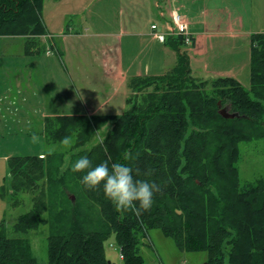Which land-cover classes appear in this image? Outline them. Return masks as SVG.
I'll use <instances>...</instances> for the list:
<instances>
[{
  "label": "trees",
  "instance_id": "16d2710c",
  "mask_svg": "<svg viewBox=\"0 0 264 264\" xmlns=\"http://www.w3.org/2000/svg\"><path fill=\"white\" fill-rule=\"evenodd\" d=\"M41 4L0 0V36L44 35ZM250 41L247 90L233 78L192 77L182 51L187 46L184 38L171 34L164 43L176 53L174 66L163 75L131 80L121 114L46 119L45 132L52 142L75 136L73 149L83 147L107 124L110 128L102 142L73 153L63 173L62 156L8 159L12 191L30 193L33 206L12 226L16 237L0 228V264H37L28 236L45 222L41 217L49 204L54 208L57 201L63 208L53 221L61 229L47 238L46 264H114L104 250L111 236L119 264H144L140 244L151 228H159L179 249L207 252L206 264H264V178L241 186L236 166L240 143L264 140V33L251 35ZM218 103L238 117H221ZM82 154L94 164L131 163L137 178L158 186L151 209L136 217L118 210L102 187L85 189L82 173L71 171ZM69 191H77L80 201L97 209L96 230L87 229L88 218L66 217Z\"/></svg>",
  "mask_w": 264,
  "mask_h": 264
},
{
  "label": "crops",
  "instance_id": "0c3cea01",
  "mask_svg": "<svg viewBox=\"0 0 264 264\" xmlns=\"http://www.w3.org/2000/svg\"><path fill=\"white\" fill-rule=\"evenodd\" d=\"M254 2L259 4L260 1ZM246 3L250 4L248 0H146L145 30L137 29L139 25H136L133 17H129V21L120 20L126 15L120 9L117 14L119 21L113 30L93 34L101 40L100 58L94 61L100 71L96 80H100L106 88L96 87L86 93L87 97L79 95V99L73 97L69 88L68 68H61L60 59H42L39 54L42 38L45 45L50 42L54 46L59 57L61 55L54 36L64 40L74 33L75 38L83 40L86 36L77 33V23L68 27V31L62 35L50 33L43 24L44 35L0 36V140L4 136L14 137L24 132V129L9 131L10 123L15 128L22 123V127L27 129L26 136L38 139L41 134L44 135L46 119L121 114L126 109L131 80L165 73L169 68L166 66L169 57L173 64L176 62L175 51L164 43L165 38L175 34L176 27L172 22L175 14H179L188 25L192 37V43L182 49L188 56L192 77L201 80L228 77L242 84L243 80L250 78L251 35L264 33L263 18V24L244 25V19L236 8L240 6L244 9ZM152 25H156V28L152 29ZM133 38H144L149 46H155L151 48L153 54L150 58L148 54L151 50L144 57L146 65L142 61L139 68L135 60L127 61L124 58L123 47L127 56L134 48L131 46ZM105 42L114 43L104 46ZM110 48H114V53H110ZM49 51H46L48 55ZM148 59H152L151 63ZM43 74L45 77H42ZM101 110L104 112L98 113ZM18 111L22 113L20 119ZM44 154L41 152L37 156Z\"/></svg>",
  "mask_w": 264,
  "mask_h": 264
},
{
  "label": "rangeland",
  "instance_id": "374dc122",
  "mask_svg": "<svg viewBox=\"0 0 264 264\" xmlns=\"http://www.w3.org/2000/svg\"><path fill=\"white\" fill-rule=\"evenodd\" d=\"M250 4L246 3L245 8L242 9L238 6L236 9L244 19V25L247 23H262L264 20V1L259 0V4L254 0H248ZM146 0H42L41 4V18L42 22L48 31L52 34L66 33L67 28L72 24L77 23V33L83 34L86 37L82 40L79 37L75 38L74 33L72 37L67 39L62 37H53L54 42L61 57L55 51L54 46L42 38L41 45L39 47V54L42 59L54 57L57 60L60 59V66L63 70L68 68V82L69 88L73 92L74 99L84 94L87 97L88 92L92 89L106 88L103 87L100 80H96V76L100 74L99 68L94 64V61L100 58L101 40L97 38L94 33H104V31L113 30L118 20L117 14L120 9L126 14L120 20L124 19L129 21V17H133L136 25H139L137 29H146V17L148 6L145 4ZM161 2V1H160ZM129 6V7H128ZM253 7V8H252ZM90 8V10H87ZM92 10V12H91ZM127 24H131L127 22ZM72 27V26H71ZM99 32V33H98ZM106 39V38H104ZM108 41V40H106ZM114 42L104 43V46L112 45ZM117 45V42H115ZM48 46V47H47ZM133 50L127 54L125 53V47H123L124 58L127 61L135 60L136 66L139 68L141 62L145 64L144 57L146 54L154 48L147 44V40L144 38H133L131 43ZM51 50L52 54L48 55L46 51ZM114 53V48H110ZM153 54V49L149 52V58ZM97 58V59H96ZM151 63L152 59H148ZM166 66L171 69L174 64L172 58L166 59ZM146 65V64H145ZM167 69V70H168ZM110 70V69H109ZM166 70V71H167ZM111 71V70H110ZM164 74V73H163ZM161 74V75H163ZM250 74V69H249ZM45 77V74L42 75ZM43 79V78H41ZM241 84V83H240ZM243 88L246 90L250 87V78L243 80ZM59 87V84H58ZM62 90V89H61ZM60 89H58L59 96ZM80 95V96H79ZM57 96V97H58ZM59 101H62L59 100ZM103 110L99 111L101 113ZM104 112V111H103ZM18 119L22 117L20 111L17 112ZM9 131L23 130V133L12 136H4L0 140V228L4 226L5 233L8 237H16V234L12 231V226L15 224L18 216L27 213L33 206V199L31 201L30 193H17L12 191L9 185L10 176L8 168V159L11 157L38 155L43 152L46 154H53L56 157L62 156V164L59 168V173H63L69 166L71 156L78 150L88 149L93 144L100 140V137L104 135L110 126L102 128L97 132L92 139L87 142L83 147L73 149V143L75 136L69 138L68 143L64 142H52L50 136L47 135L44 129V135L37 139V137L30 138L26 136L27 129L18 125L16 128L13 123H10ZM5 129H7L5 127ZM16 129V130H15ZM240 148V160L237 163L238 176L241 186L247 182H254L257 179L264 178V140H255L251 142H242L239 144ZM56 196L58 195L57 188L54 189ZM70 192V193H69ZM66 192L65 198L70 199L71 206L67 207L66 203V217L68 219L74 216L78 220H83L84 217L88 218L87 229L96 230L100 224V216L95 207L87 203L86 201L79 200L78 192L72 191ZM48 190L46 191V197H48ZM61 198V197H59ZM63 199V198H61ZM79 202L78 211L75 206ZM61 201H57V205L54 208H50L49 211L41 218L45 219V222L40 225L29 236V242L31 245L32 253L37 260V264H46L47 262V238L52 233H59L60 227L53 221L54 216L60 211ZM51 210V212H50ZM18 236V235H17ZM104 250L106 258L111 263L119 264V250L115 244L113 236H111L104 244ZM140 255L144 264H206L208 259L207 252L205 251H191L179 249L173 240L159 229L151 228L147 230L146 237L141 240Z\"/></svg>",
  "mask_w": 264,
  "mask_h": 264
},
{
  "label": "clouds",
  "instance_id": "9594fccd",
  "mask_svg": "<svg viewBox=\"0 0 264 264\" xmlns=\"http://www.w3.org/2000/svg\"><path fill=\"white\" fill-rule=\"evenodd\" d=\"M100 141H103V137H100ZM65 143L68 141L65 140ZM71 171L82 173L80 181L85 189L102 187L105 197L122 212H131L140 217L153 206L158 186L149 180L137 178L131 163L103 160L94 164L92 157L82 154L71 164Z\"/></svg>",
  "mask_w": 264,
  "mask_h": 264
},
{
  "label": "built area",
  "instance_id": "2783aa9c",
  "mask_svg": "<svg viewBox=\"0 0 264 264\" xmlns=\"http://www.w3.org/2000/svg\"><path fill=\"white\" fill-rule=\"evenodd\" d=\"M172 22L176 27V31L174 32L175 34H179L184 38L185 44L188 46L191 44V34L188 28V25L182 21L181 17L179 14H175L172 17ZM152 29L156 28V25L151 26ZM161 40H163L162 36H159Z\"/></svg>",
  "mask_w": 264,
  "mask_h": 264
},
{
  "label": "water",
  "instance_id": "95a60500",
  "mask_svg": "<svg viewBox=\"0 0 264 264\" xmlns=\"http://www.w3.org/2000/svg\"><path fill=\"white\" fill-rule=\"evenodd\" d=\"M219 107V115L225 119H233L238 117V114L236 113H230L229 109L227 107H222L220 103H218Z\"/></svg>",
  "mask_w": 264,
  "mask_h": 264
}]
</instances>
